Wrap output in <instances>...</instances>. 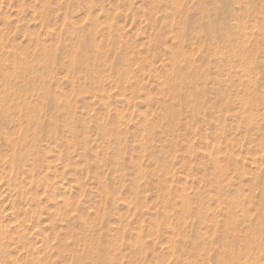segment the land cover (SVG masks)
Returning <instances> with one entry per match:
<instances>
[{
    "label": "rangeland",
    "instance_id": "rangeland-1",
    "mask_svg": "<svg viewBox=\"0 0 264 264\" xmlns=\"http://www.w3.org/2000/svg\"><path fill=\"white\" fill-rule=\"evenodd\" d=\"M188 59L210 75L172 92ZM8 93L37 104L43 132L14 168L31 112H0V264H73L109 245L264 264V0H0Z\"/></svg>",
    "mask_w": 264,
    "mask_h": 264
},
{
    "label": "bare ground",
    "instance_id": "bare-ground-1",
    "mask_svg": "<svg viewBox=\"0 0 264 264\" xmlns=\"http://www.w3.org/2000/svg\"><path fill=\"white\" fill-rule=\"evenodd\" d=\"M180 33H181V35L179 34L180 37L182 36V37L186 38L189 35L190 36L189 38L199 37V40L202 41V36H203L202 32H180ZM208 34H209L208 40H210V41L214 40L213 35H211L210 32H208ZM177 53L179 54V52H177ZM176 56H175V59H176ZM179 58L182 59V57H178V59ZM180 59L178 61H181ZM183 59H182V61H183ZM185 60H186V58H185ZM192 62H190L189 59L187 61L183 62L184 64H180V62H176L179 66L175 65L176 67H175V70L173 69L174 70L173 76L171 78H169V80L167 81L168 82L167 86H168L169 90H171L172 92L179 91L180 93L183 91L186 93L190 92L193 94L199 93V84L197 82V79L200 80V78H201L203 81H206V79H207L206 77L210 74H206L207 75L206 76L205 72L202 73V70H198V67L196 69V67L194 66V65H196V63L194 64ZM170 63H171V61H170ZM92 70H93V68H92ZM123 75H125V74L123 73ZM230 76H232V74H230ZM120 78H121V76H120ZM120 78H119V80H120ZM48 103H50V102L48 101ZM188 103H189V105H193V107H195L196 110L198 109L197 106L199 104L197 102H194L193 100H191V102L188 101ZM36 105L37 104H33L32 102H28L23 95H12V93H8V95L5 94L2 97L0 95V112H3L4 110L11 109V108H14L15 110H17L19 112H22V110L24 108H26L29 112H31L30 115L26 116L28 121H30L29 127H27V129L25 131H22V133H21L20 141H22V144L18 145V142L15 143L16 144V153H15V159L13 161L14 168L21 169V166H24L26 161L28 159H30L32 155L37 157L38 149H39V141H40L39 140V137H40L39 131H41V130L38 128V125L36 124L37 120H36V115L34 112ZM23 115H26V114L23 113ZM250 120H251V117H250ZM32 124H33V126H31ZM42 132L43 131H41V136H42ZM31 133L36 134L35 138L32 139V140H36V141L35 142L30 141V144H27V145L24 144L25 140L27 139V136L28 135L30 136ZM24 146H26V147H24ZM214 161L216 162L215 159H214ZM108 188L110 189V192L108 193V195H110L111 188L110 187H108ZM181 197H182V195H181ZM229 222H230V220H229ZM255 225H257V227L260 228V224L256 223ZM253 234H255V233L253 232ZM241 242H242V240H241ZM197 243H198V241H197ZM200 247H201V244H200ZM164 258L155 257V256L141 257V256H138V254H134V253L129 254V255H125V256H123V255L118 256V255L112 254V245H109L107 247L102 246L97 252H93V253L88 252L84 255L75 256L74 260H73V264H170V263H167V260H165ZM5 264H9V263L6 262ZM10 264H12V263H10Z\"/></svg>",
    "mask_w": 264,
    "mask_h": 264
}]
</instances>
